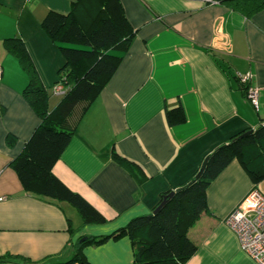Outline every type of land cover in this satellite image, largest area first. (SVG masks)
<instances>
[{"label": "crops", "instance_id": "crops-1", "mask_svg": "<svg viewBox=\"0 0 264 264\" xmlns=\"http://www.w3.org/2000/svg\"><path fill=\"white\" fill-rule=\"evenodd\" d=\"M118 1L132 30L129 45L52 167L103 217L96 223L68 202L26 192L10 164L39 116L23 93L31 76L9 46L23 44L53 110L62 96L53 85L66 61L41 22L53 11L88 28L100 0H0V264H16L11 257L67 264L81 238L110 235L151 214L162 193L193 181L216 147L264 123V9L247 17L201 0ZM245 74L256 105L239 80ZM167 111L183 120L169 124ZM252 189L264 195V178L254 183L233 158L205 189L207 209L187 231L196 251L183 264H256L225 223ZM81 253L89 264L133 261L127 235L85 243Z\"/></svg>", "mask_w": 264, "mask_h": 264}, {"label": "trees", "instance_id": "trees-1", "mask_svg": "<svg viewBox=\"0 0 264 264\" xmlns=\"http://www.w3.org/2000/svg\"><path fill=\"white\" fill-rule=\"evenodd\" d=\"M100 3V10L88 28H83L70 14L53 11L48 12L41 22L50 38L59 43L66 61L58 77L66 89L51 111L47 108V94L28 61L25 47L17 40L16 45L9 46L31 76L23 93L39 116V123L10 164L26 192L53 201L68 202L84 221L96 223L103 222V217L80 195L61 183L53 175L52 167L67 146L80 114L117 68L132 35L119 1L100 0ZM219 3L247 17L264 9V0H219ZM169 114L167 111L171 125L183 120V116L171 119ZM242 134L232 136L227 143L213 150L200 177L174 192L162 193L151 214L131 219L125 227L110 235L85 238L79 242L67 264H89L81 253L82 245L122 235H127L133 245L131 264H183L196 251V245L188 239L187 231L207 209L205 189L210 181L233 158L239 159L254 183L264 178V123L250 133ZM113 157L139 176L140 181L143 180L135 166ZM0 261L5 262V258H0ZM26 261L25 258L11 257V262L16 264H26Z\"/></svg>", "mask_w": 264, "mask_h": 264}, {"label": "built area", "instance_id": "built-area-1", "mask_svg": "<svg viewBox=\"0 0 264 264\" xmlns=\"http://www.w3.org/2000/svg\"><path fill=\"white\" fill-rule=\"evenodd\" d=\"M201 1L209 4L219 3V0ZM250 77L249 74L241 75L239 80L246 87L249 100L256 105L257 91L250 85ZM53 90L56 94L64 93V85L59 78L53 85ZM225 223L235 233L240 249L256 264H264V195L259 190L252 189L230 212Z\"/></svg>", "mask_w": 264, "mask_h": 264}, {"label": "water", "instance_id": "water-1", "mask_svg": "<svg viewBox=\"0 0 264 264\" xmlns=\"http://www.w3.org/2000/svg\"><path fill=\"white\" fill-rule=\"evenodd\" d=\"M248 133H250V130L244 132L242 135H246V134H248ZM207 159H208V157L205 158V160L203 161V163H202L200 169H199L198 172L195 174L193 181H194L195 179H197L198 177H200V175L202 174V171H203V169H204V166H205V163H206ZM190 183H191V182H190ZM169 195H171V194H169ZM84 239H85V238H81V241L84 240Z\"/></svg>", "mask_w": 264, "mask_h": 264}, {"label": "rangeland", "instance_id": "rangeland-1", "mask_svg": "<svg viewBox=\"0 0 264 264\" xmlns=\"http://www.w3.org/2000/svg\"><path fill=\"white\" fill-rule=\"evenodd\" d=\"M75 46V45H74ZM76 47H81V45H76Z\"/></svg>", "mask_w": 264, "mask_h": 264}]
</instances>
